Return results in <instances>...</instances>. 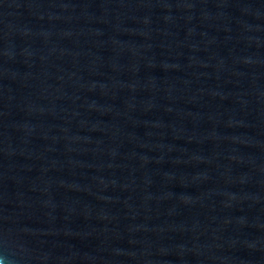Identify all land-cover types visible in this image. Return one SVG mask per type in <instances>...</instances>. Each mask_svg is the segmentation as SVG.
I'll list each match as a JSON object with an SVG mask.
<instances>
[{
	"label": "water",
	"instance_id": "obj_1",
	"mask_svg": "<svg viewBox=\"0 0 264 264\" xmlns=\"http://www.w3.org/2000/svg\"><path fill=\"white\" fill-rule=\"evenodd\" d=\"M5 264H264V0H0Z\"/></svg>",
	"mask_w": 264,
	"mask_h": 264
},
{
	"label": "clouds",
	"instance_id": "obj_2",
	"mask_svg": "<svg viewBox=\"0 0 264 264\" xmlns=\"http://www.w3.org/2000/svg\"><path fill=\"white\" fill-rule=\"evenodd\" d=\"M0 264H5V259L0 258Z\"/></svg>",
	"mask_w": 264,
	"mask_h": 264
}]
</instances>
